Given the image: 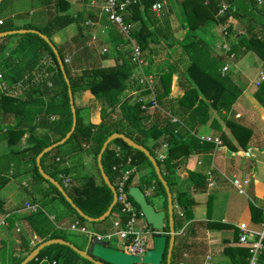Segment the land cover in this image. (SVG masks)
I'll return each instance as SVG.
<instances>
[{
  "label": "crops",
  "instance_id": "1",
  "mask_svg": "<svg viewBox=\"0 0 264 264\" xmlns=\"http://www.w3.org/2000/svg\"><path fill=\"white\" fill-rule=\"evenodd\" d=\"M19 1L22 4L20 7L7 5L6 9L2 11L0 21L3 24L12 27H22L29 23L45 26L49 23L48 21L51 24L52 19L57 15L63 21H69L66 26L52 32L50 40L54 46L60 48L64 60H69L66 65L72 79L94 69L113 67L127 58V52L132 50L133 42H129L130 40L120 32L117 26L110 23L107 16L102 12L106 0ZM57 1H63L64 4L57 5ZM131 1H136L139 7L122 13V17L124 14L132 17L131 32L140 30L141 33L150 34L155 29H160L164 35H173L175 39L180 41L188 32L186 20L188 15L194 16L195 12L203 10L200 1H203L207 6L211 0H158L161 4L158 11L146 10L143 3L146 0ZM240 3V8L234 9L237 12V17H231L225 25L209 22L201 30L196 31L197 39L203 43L201 49L205 56L216 66V70L223 78L225 85L235 91L238 98L228 113L222 112L227 117L223 121L219 119L217 113L203 99V96L199 95V99L206 103L208 109L199 117L192 135L199 140L206 137L220 138L223 144L216 153H214V145L210 144V149H194L192 153L176 161V183L171 189V193L174 217H176L175 231L178 233L184 229V235L181 236L184 237V240H182L183 243L180 242L181 239L177 237L179 235H176L174 243L175 246L178 244L176 241L178 238L179 244H182L179 245L180 261L182 256L191 258L186 263L182 260L185 264H232L233 259L237 261V264H242L243 257L236 252L237 249L235 248L241 250L246 248L238 245L237 234L236 239L234 238L235 233H238L237 225L247 222L250 228L256 231L259 228L258 223L261 221V218L257 220L253 218L254 214L250 201L251 199L258 200L260 205L264 202V150L255 147L243 150L240 146L237 147V143L234 142V137L226 124L234 114L233 120H242L246 126L250 127H248L249 129L257 130L264 142V136L261 132L264 126V105L256 96L258 95L264 102V93H259L258 90L264 82V80H260L264 76V6H256L249 18L241 9L244 6L250 7V1L241 0ZM222 5L229 6L226 0H218V11ZM58 7L62 10L58 11ZM211 10L213 11V9ZM199 15H203V13ZM215 18H217V13ZM239 37L249 41L251 39L261 41L263 47L260 52H257L256 47L245 52L243 46L241 49L244 52L241 55H229L231 45L237 42ZM149 48L153 53L148 55L147 52H144L146 59L142 60V67H137L131 76L128 94L137 93L136 87L143 85L139 82L141 77H145L150 83V90L152 91L157 86L159 74L173 70L169 93V100L173 102L166 107L167 109L168 107L171 108L183 97L185 89L192 83L188 77L184 76L186 62L181 56V46L175 44L169 47L167 41L156 45L152 44ZM34 56H37V64L32 72L35 77L33 82L38 84L44 78L54 74V71L49 73L46 71L47 67L54 68V65L42 43L37 37L25 34L1 38L0 73L2 77L3 73L13 72L15 66ZM224 67H227L226 71H223ZM179 73H183V76ZM3 80L7 89L3 92L0 91V100L2 97H8L15 101L29 100V98L25 99L24 97L28 85L14 84L13 78H9L7 81L3 78ZM47 86L51 88L50 83ZM41 91L42 89L36 90L35 96L46 101V95L40 94ZM58 92L60 91H51L50 95ZM73 101L75 108L78 109L79 136L69 140L63 144L62 149L60 147L55 154L52 153L45 158L42 168L45 173L53 171L54 167L65 169L61 172L67 173L73 180L72 184L79 187L83 184L86 176H92L98 180V173L93 161V146L90 142L81 144L80 140L81 135L85 132L84 127L88 125L99 126L102 119L101 105L88 90H83L77 86ZM29 107V105L24 104L7 105L0 103V264L2 249L10 251L14 247H20L21 252L23 251L25 246H18L21 238L24 237L29 248L35 246L39 238L35 234V229L31 231L30 227H38L40 232L46 233L50 230L47 224L32 225V222L27 221V217L31 214L37 215L41 211L49 219L52 230L54 228L61 230L68 237H72L71 232H77L69 229L75 222L62 203L58 199L52 202L47 201L52 198L53 194L48 185L42 183L35 176L32 163L33 150L31 148L35 142H29V133L27 132L15 143L7 141L8 129L12 128L17 121H19V128L24 129L26 127L22 113ZM42 108L45 109V106ZM155 108H158V104L157 107L151 106L148 113L152 114ZM163 113L169 116L171 120L175 119L172 122H178V118L171 116L167 111H163ZM40 116L36 115L31 125L39 122L43 126H35L32 135L47 145L55 143L61 138L62 132L66 128L65 118L60 115H52L46 122L44 119L40 120ZM117 116L118 110H115L109 113L107 118L116 119ZM215 120L221 126L220 131L214 129L213 122ZM201 145L208 147L205 143ZM233 146L238 150L233 151ZM166 155L167 147L163 146L158 152V158H165ZM57 159H59L56 162L59 163L58 166L53 163ZM188 172H198L206 178L208 185L205 191H193ZM151 178L152 173L149 166L143 165L140 168L135 166L131 176V186H138L145 190ZM233 179L241 181L240 188L231 183ZM179 189L186 192L188 199L195 204L190 220H185L183 208L177 205L176 196ZM150 199L155 203L153 207L156 210L166 209L164 196L160 194L151 195ZM207 203H210L208 213ZM26 204L37 205L40 210L36 213H30L25 209ZM178 212L182 213V217L178 216ZM116 214L117 212L109 220L97 224L94 230L93 227L86 224H81V226L86 227L93 234L105 235L114 232L113 221ZM236 218V222H229L230 219ZM123 219L122 217L121 220ZM35 220L40 222L37 217ZM141 227H148L145 221ZM80 235L78 247L83 248L88 239L85 235ZM189 239L192 244L187 243ZM109 246L123 250V244L121 242L119 244L117 239L109 242ZM56 251L57 249H53L51 256ZM17 253L15 252L13 257L18 256ZM45 258L50 260L48 257ZM246 260L248 264V259ZM258 261L264 263V251L258 257ZM6 264H9L8 260Z\"/></svg>",
  "mask_w": 264,
  "mask_h": 264
},
{
  "label": "trees",
  "instance_id": "2",
  "mask_svg": "<svg viewBox=\"0 0 264 264\" xmlns=\"http://www.w3.org/2000/svg\"><path fill=\"white\" fill-rule=\"evenodd\" d=\"M156 1L158 0L144 1V8L146 10H150L152 4ZM240 1L241 0H226L229 8L220 18H215V14L218 11V0L209 1V4L207 6L203 3V1H200L203 10L195 12L194 16L188 15L186 19L188 32L180 41L175 39L173 35H164L160 29H155L154 32L150 34L141 33L140 30H134L130 32V39L128 40H130L129 42L132 41L135 46H138L140 48L141 60L146 59V54L144 55V52H147L148 55L153 53L149 48V46L152 44L156 45L168 41L169 47H172L175 44L181 46V56L183 59H185L186 62V65L184 66V76L188 77V79L191 80L192 83L185 89L183 97L179 101H177L174 106H172L171 108L168 107V109L166 107L173 102L169 100L173 70H168L159 74V81L157 83V86L152 91L149 90L145 84H143L140 87H136V94L129 95V80L134 71L137 70V67L139 68L138 64L133 61L132 50L127 52V58L123 59L121 63H117L113 67L94 69L80 77H77L76 79H72L68 67L66 63H64V56L60 48L55 46L58 55L63 62L64 70L69 81L72 95H74L75 88L77 86H80L81 89L88 90L101 105V124L99 126L88 125L84 127L85 132L81 135L80 140L81 144L90 142V144L93 146V161L98 173V180H96L92 176H86L81 186L78 187L74 184H71V186L65 187L58 177L59 172L65 169H58L57 167H54L53 171H49L46 173L61 184L67 195L71 198L73 204L77 208H79L85 215L89 217H99L107 210L109 204L112 201V193L104 184L96 163V158L102 144L111 134H124L126 137L134 141L137 145L146 148L156 159L163 178L167 182L170 191L176 183L175 171L177 168V159L186 157L188 154L192 153L194 149H210L212 144L210 145V143H207L201 139L199 140L192 135V131L194 129V126L198 122L199 117L208 109L206 103L202 101V99H199V95L201 94L203 96V99H205L209 103L210 107L217 113L219 119L223 121H225L227 117L222 112L224 111L225 113H228L231 107L237 101L238 97L235 91L229 89L225 85L223 78L220 77L219 73L216 70V66L212 64L205 56L204 52L201 49L203 43L202 41H200V39H197L196 31L201 30L205 26V24L209 22H215L217 24L225 25L231 17H237V12H235V10L236 7L240 8ZM249 1L251 3L249 4L250 7L244 6V8L241 9V11L244 10L247 16H251L252 10H254L256 7L255 0ZM60 3L64 4L63 1H57V5H59ZM138 7L139 4L136 1L132 2L125 13ZM211 9H213V11ZM61 10L62 8L60 9L58 7V11ZM201 13H203V15H199ZM131 18L132 17H130V15L128 16L124 14L123 16L124 22L128 25H130ZM52 20L53 22L51 24L50 21H48L49 23H47L45 26H37L35 24L29 23L28 25L22 27L8 26L3 24L2 22L0 32L16 29H31L39 31L50 39L52 32L59 30L69 23V21H63L60 17H58V15L57 17L55 16ZM34 37H37V39L42 43L49 54L52 64L54 65V68L47 67L46 71L48 73L54 71V74L50 77L44 78L38 84H35L33 82L35 77L32 72L34 71L35 65L37 64V56L25 60L24 62L22 61L19 65L15 66L13 72L3 73V78L6 81L9 78H13L14 84L22 83L28 85L27 91L24 92V97L25 99L29 98V100L15 101L14 99H10L8 97H2L0 103H5L7 105L24 104L30 106L22 113V118L26 123V127L24 129L19 128V121H17L12 128L8 129V133L6 134L7 141L15 143L20 138L24 137L27 132L29 133V142H35V144H33L31 147L33 150L32 163L34 165L33 169L35 176L42 183L47 184L51 193L53 194L52 198L47 201L52 202L58 199V201L62 203V205L70 213V215H72L74 222L83 224L86 221L77 214V212L66 202L61 193L49 181L43 179L35 164L37 155L48 145L37 140V138L32 135L35 126H43V124L39 122H37L35 125H31L34 121V117L36 115H41L40 120L44 119L46 122H48L49 117L52 115L63 116L67 125L62 132L60 138L62 139L71 128L72 114L70 111L67 85L57 63L56 55L54 54L51 47L48 46V44H46L41 38H39L37 35H35ZM243 46L246 50L245 52L253 50L254 47L257 48V52H260L261 48L263 47V43L258 40L251 39L249 41L245 38L239 37L238 41L231 45L229 55H241V53L244 52L241 49ZM179 74L183 76V73ZM48 83L51 84L52 89L48 88ZM41 89L42 91L39 93L42 95H46V101L40 97L35 96L36 90L40 91ZM57 90H59L60 92L50 95L51 91L55 92ZM258 90L259 93H264V82ZM151 95H154L158 104V108H155L153 113L149 114L148 110L152 105L149 99ZM256 96L264 105L263 100L260 99L258 95ZM42 106H45V109H43ZM75 110L77 125L69 140L79 136L78 132L80 129V122L78 109L75 108ZM115 110H118L117 118H107L109 113L114 112ZM163 111H167V113H169L171 116H175L176 118H178V122H172L171 118L163 113ZM233 117L234 114H232V118L228 119L226 124L234 137V142L237 143L236 146H240L243 150H246V148L249 147H255L260 150H264V142L261 138V134L257 130L255 131L253 129H249L250 127L246 126L242 122V120H233ZM213 124L214 129L219 131L221 130V126L219 125L217 120H215ZM261 132L264 136V126L262 127ZM184 138L186 139L184 140ZM69 140L67 142H69ZM204 143L208 145L207 148L206 146L201 145ZM163 146L167 147V155L165 158L159 159L158 152ZM115 147H119L125 154V156H130L133 160L134 166H136L137 168H140L143 165L151 167L152 178L150 179L147 186L155 185L156 189L153 192V196H157L159 194L164 196V204L166 205L165 191L159 180L157 179L156 174L148 159L141 152L129 148L121 140H115L111 142L102 156L103 169L110 182L113 184L116 179V175L112 172V166L118 161V159L114 156ZM56 150L58 149L56 148ZM56 150L53 149L42 157L41 167L43 160L52 153L55 154ZM237 150L238 148H235L233 146V151ZM53 163H56V161H54ZM58 164L59 163H56L55 165L58 166ZM188 174L193 191H205L208 185L206 178L198 172H188ZM129 185H131V178L129 180ZM176 198L177 205L184 210L183 213L185 220H190L192 218V208L195 204L190 201V199H188V194L180 189L177 192ZM135 206L140 212L138 206L136 204ZM209 210L210 203H207V213ZM252 210L254 214L253 218L255 220L260 219V212L253 207ZM117 211L118 205L116 204L110 216H112ZM36 217L37 220L39 219V223L35 220ZM140 218L142 219V217ZM26 220L32 222V225H39L40 223L47 224L50 229L48 230L47 234L46 232H40L38 230V227H30L31 231L35 229V234L39 238V241L35 244V246L50 239H62L73 244V242L70 241V239L61 230H57L55 228L53 230L51 229L49 219L41 211L38 212L37 215H29ZM149 228L152 229L151 227ZM165 231L168 232V229H166ZM236 234L237 232L235 233V239ZM155 235H157V233H155L154 236ZM20 245L25 246V250L23 249L22 252L20 247H14L10 251L2 249L1 264H6L7 260L9 261V264H20L29 254V252H31V250L35 248V246L33 248H29L24 237L21 238L18 246ZM73 245L76 246V244ZM179 245L181 246L182 244L180 243ZM179 245L175 253V264H178L180 261ZM53 249H57V251L54 255L51 256ZM15 252H18V256L13 257ZM236 252L242 255V264H247L246 259H248L250 255L248 250L237 249ZM45 257L50 258V261H55L56 264H78L79 262H83V264H90L89 262L81 259L70 248L61 245H51L44 248L39 253L37 258L29 264H37V262ZM232 264H237V261L233 259Z\"/></svg>",
  "mask_w": 264,
  "mask_h": 264
},
{
  "label": "water",
  "instance_id": "3",
  "mask_svg": "<svg viewBox=\"0 0 264 264\" xmlns=\"http://www.w3.org/2000/svg\"><path fill=\"white\" fill-rule=\"evenodd\" d=\"M3 0H0V3ZM31 33L37 35L41 38L48 46L51 47L54 54L57 58V63L60 67L62 72L64 81L67 85V93L69 98V105L70 111L72 114V123L70 130L65 134V136L45 147L36 157L35 162L37 169L43 179L49 181L64 197L66 202L77 212V214L82 217L85 221L89 223H96L102 222L106 220L113 208L117 204V194L113 184L110 182L108 176L106 175L103 165H102V156L108 147V145L115 141L121 140L123 141L129 148L139 151L148 159L149 163L151 164L157 179L159 180L160 184L162 185L165 194H166V209L165 210H156L151 203H149L147 197L144 194V191L138 186H131L128 190L129 197L133 200V202L138 206L141 216L144 219L146 225L150 226L154 231H156L157 235L153 236L152 243L153 247L149 248L144 255H134L123 250L116 249L110 247L107 243H95L91 241V236L87 239V243L83 248H79L68 241L62 239H50L45 242L40 243L37 245L20 264H29L34 261L39 253L46 247L51 245H61L70 248L73 250L81 259L89 262L90 264H162L165 259V264H171V256L174 247L175 237H176V229H175V217H174V206H173V199L172 193L170 188L163 178V175L160 171V168L157 164L156 159L150 154V152L144 148L143 146L137 145L134 141L126 137L124 134L121 133H113L111 134L102 144L101 149L97 155L96 163L101 175V178L104 184L109 188L112 193V201L109 204L107 210L100 215L99 217H89L85 215L79 208H77L71 198L67 195L64 188L61 184L56 181L55 179L51 178L47 175L42 167H41V159L42 157L47 154L48 152L52 151L53 149L57 148L65 144L72 136L73 132L76 129L77 125V117H76V110L73 101L72 91L69 85L68 78L66 76L63 62L60 59L58 52L55 46L52 44L51 40L44 34L40 33L36 30L31 29H18V30H11V31H4L0 32V39L15 35V34H26ZM168 229V232L165 230Z\"/></svg>",
  "mask_w": 264,
  "mask_h": 264
},
{
  "label": "built area",
  "instance_id": "4",
  "mask_svg": "<svg viewBox=\"0 0 264 264\" xmlns=\"http://www.w3.org/2000/svg\"><path fill=\"white\" fill-rule=\"evenodd\" d=\"M132 2L133 1L131 0H106L102 7V12L107 16L110 23L117 26L120 32L125 35L127 39H130L129 34L132 27L124 22L122 13L127 11V8L131 5ZM255 3L257 7L264 6V0H255ZM160 8L161 4L159 3V1H156L151 6V9L153 11H158ZM228 8L229 6L222 5L220 10L217 12V18L222 17L228 10ZM1 24L2 22L0 21V25ZM132 55L133 61H135L138 64L139 68H141L143 65V61L141 60V51L138 46L133 45ZM68 62V59L64 60V63ZM226 70L227 67H224L223 71ZM260 80L263 81L264 76H262ZM139 82L140 84H145L149 90L151 89L150 83L147 82L145 77H141L139 79ZM6 89L7 85L3 80L2 74L0 73V91L3 92ZM150 101L152 103V107H157L154 95H151ZM202 140L214 145V153H216L223 144L220 138L206 137ZM114 156L118 159V161L112 166V172L116 175L113 186L117 194L118 205L116 218L113 221L114 232L105 235L93 234L88 231L86 227L81 226L79 222L73 223L69 227V229L85 235L86 238L91 236V241L95 243H107L109 245V242L117 239V241H121V243L123 244L122 249L124 252L142 256L149 249L147 247L148 240L149 238H153L156 231L150 229L149 227H137V223L142 216L133 203V200L128 195V190L131 187V185H129V180L135 170L132 158L130 156H125V154L119 147H116L114 149ZM159 159L163 158L159 157ZM58 161L59 159L56 160V162ZM58 177L65 187L71 186L73 180L67 173L60 172L58 174ZM231 183L237 188H240L241 186V181L236 179H233ZM155 189V185L147 186L144 190L145 196L147 198L150 197ZM250 202L251 206L260 212L261 221L258 223L259 228L258 230L254 231L250 228L247 222L238 224L237 243L238 245L248 250L250 254L248 258V264H264L259 263L258 261V257L264 251V202L261 205L259 204L258 200L255 199H251ZM25 209L30 213H36L40 210V207L34 204H26ZM178 216L182 217V213L178 212ZM122 217L124 218L123 220H121ZM176 235L183 236L184 229L176 233ZM37 264H56V262L50 261L47 258H43L42 260L37 262ZM78 264H83V262H79ZM178 264L185 263L180 261Z\"/></svg>",
  "mask_w": 264,
  "mask_h": 264
},
{
  "label": "rangeland",
  "instance_id": "5",
  "mask_svg": "<svg viewBox=\"0 0 264 264\" xmlns=\"http://www.w3.org/2000/svg\"><path fill=\"white\" fill-rule=\"evenodd\" d=\"M221 4H222V2H221ZM7 5H13V6H17V7H20L22 4L20 3V1L19 0H3V2L0 4V14H2V11L4 10V9H6V7H7ZM251 16H249V18H250ZM16 35V34H15ZM25 35H30V36H35L34 34H25ZM12 36H14V35H12ZM47 69V68H46ZM172 121H175V119H172ZM62 146L63 145H61V146H59V147H57V149H60V147H61V149H62ZM55 150H56V148H55ZM56 151H58V150H56ZM151 168V167H150ZM151 173H152V169H151ZM231 188V187H230ZM152 196H153V193H152ZM148 201L152 204V205H154L155 203L150 199V197H149V199H148ZM250 204H251V202H250ZM155 206V205H154ZM111 217V216H110ZM110 217L109 218H107L108 220L110 219ZM106 219V220H107ZM236 220H237V218L236 219H230V221L229 222H236ZM101 223H103V221L102 222H96V223H87V222H85V223H83V224H86L87 226H89V227H93V230H94V228L96 227V225L97 224H101ZM144 223V219L142 218L141 219V221H139L138 223H137V227L138 228H141V225ZM177 229H179V227H177ZM71 234H73V235H71L72 237H68L69 239H70V241H72L73 242V244H76L77 246H79L80 244H79V242H80V233H78V232H71ZM83 235V234H82ZM178 238H180L181 239V241L180 240H178V238H176V241H177V245L175 246V250H174V252H176V250H177V247H178V245H179V241L180 242H182V240H184V237H181V236H177ZM202 238H203V235H202ZM120 242L121 241H119V244H120ZM183 243V242H182ZM187 243H191V241H190V239L189 240H187ZM192 244V243H191ZM147 247L148 248H152L153 247V243H152V239L151 238H149V240H148V243H147ZM235 249H239V248H235ZM226 258V257H225ZM191 258H187V257H181V261L183 260L185 263L187 262V261H189ZM227 259V258H226ZM229 259H230V257H229ZM182 261V262H183ZM227 261H228V259H227ZM162 264H164V262L162 263ZM175 264V263H174Z\"/></svg>",
  "mask_w": 264,
  "mask_h": 264
},
{
  "label": "flooded vegetation",
  "instance_id": "6",
  "mask_svg": "<svg viewBox=\"0 0 264 264\" xmlns=\"http://www.w3.org/2000/svg\"><path fill=\"white\" fill-rule=\"evenodd\" d=\"M174 250H175V247H173V251H172V256H171V264H174L175 263V253L176 252H174ZM164 264H165V259H164Z\"/></svg>",
  "mask_w": 264,
  "mask_h": 264
}]
</instances>
